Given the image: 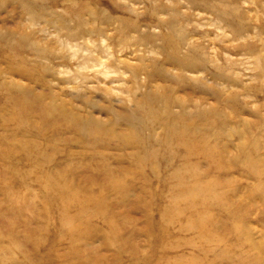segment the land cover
<instances>
[{
    "label": "rangeland",
    "instance_id": "obj_1",
    "mask_svg": "<svg viewBox=\"0 0 264 264\" xmlns=\"http://www.w3.org/2000/svg\"><path fill=\"white\" fill-rule=\"evenodd\" d=\"M0 264H264V0H0Z\"/></svg>",
    "mask_w": 264,
    "mask_h": 264
},
{
    "label": "bare ground",
    "instance_id": "obj_2",
    "mask_svg": "<svg viewBox=\"0 0 264 264\" xmlns=\"http://www.w3.org/2000/svg\"><path fill=\"white\" fill-rule=\"evenodd\" d=\"M17 117V116H16ZM72 118H73V116H72ZM16 121H17V118H16ZM130 140H131V137H128V138H126L125 139V141H126V143H129L130 142ZM43 154V153H42ZM121 180V179H120ZM55 181V180H54ZM119 181V180H118ZM111 183L112 184H114L113 183V181H111ZM110 183V184H111ZM117 183V182H116ZM114 186V185H113ZM47 195V194H46ZM52 197V196H51ZM78 204V203H77ZM46 210V209H45ZM79 210V209H78ZM60 212V211H59ZM63 215H64V213H63ZM68 216V215H67ZM212 222H213V220H212ZM82 227V226H81ZM79 232V231H78ZM115 232H117L114 228L112 229V235H115L116 236V233Z\"/></svg>",
    "mask_w": 264,
    "mask_h": 264
}]
</instances>
